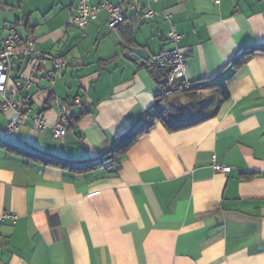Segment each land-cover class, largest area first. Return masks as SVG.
I'll use <instances>...</instances> for the list:
<instances>
[{
    "label": "crops",
    "instance_id": "1",
    "mask_svg": "<svg viewBox=\"0 0 264 264\" xmlns=\"http://www.w3.org/2000/svg\"><path fill=\"white\" fill-rule=\"evenodd\" d=\"M104 2L124 10L116 29L105 11L88 26L70 25L78 0H0V48L13 29L22 38L7 96L49 124L28 122L6 137L16 111H4L0 95V141L75 163L104 160L75 173L0 145V214L18 217L0 227V264H264V0L90 4ZM148 6L159 13L152 20ZM172 26L187 77L224 83L229 97L201 92L215 98L212 118L174 132L156 121L115 162L119 138L143 127L163 89L148 63L124 58V46L153 57L172 48ZM29 39L44 54L35 72L22 54ZM244 51L254 53L236 66ZM58 57L68 65L61 72ZM75 99L88 112L56 140L53 105ZM214 161L231 172H216Z\"/></svg>",
    "mask_w": 264,
    "mask_h": 264
},
{
    "label": "built area",
    "instance_id": "2",
    "mask_svg": "<svg viewBox=\"0 0 264 264\" xmlns=\"http://www.w3.org/2000/svg\"><path fill=\"white\" fill-rule=\"evenodd\" d=\"M155 1L157 0H148V3L150 4ZM90 2L91 0H78L76 13L70 18V25L76 27L88 26L90 23L97 20L103 11L108 13V26L111 29H116L124 21L125 13L120 5L104 2L97 6H91ZM213 2L215 4H219L221 0H213ZM133 3L134 0H125L124 5L127 9H131L133 7ZM157 15H159V13L151 6H148L144 17L147 20H152ZM164 18L166 20H170V16L168 15H165ZM168 39L172 44V48L169 50H164L161 53L151 57L147 63L150 66L168 69L170 71L167 85L164 88V94L170 96L177 92L183 91V89H189L192 86V82L187 77L186 54L183 53L179 47L182 36L178 33L175 26L171 27V30L168 34ZM21 42L22 38L20 34L15 29H13L10 35L3 41L0 48V95L3 98L2 108L4 111L10 109H14L16 111V117L8 122L4 130V135L12 138L18 136L21 126L27 124L28 122H33L34 125H36L37 128L41 130H45L49 126L42 114L31 115L30 109L18 107L16 101L13 98L7 96V85L9 82L11 60L16 55L17 49ZM21 48L23 56L31 55L30 63L32 70L34 72L37 71L42 59H44V54L38 50L36 40H27ZM67 66V62L64 58L58 57L55 59L56 72L63 71L67 68ZM29 84L26 86L28 87ZM17 86L20 87L21 84L18 83ZM53 108L59 111V121L52 128V134L54 139L62 140L66 136L68 123L71 116L74 114V108H80L81 111H85L86 108L82 105L80 99H75L72 104L70 102H65L63 104L56 102L54 103ZM213 167L216 172L222 174H228L232 170L231 167L221 165L216 161H214ZM17 220L18 217L14 214L2 213L0 214V227L7 222L16 224Z\"/></svg>",
    "mask_w": 264,
    "mask_h": 264
},
{
    "label": "trees",
    "instance_id": "3",
    "mask_svg": "<svg viewBox=\"0 0 264 264\" xmlns=\"http://www.w3.org/2000/svg\"><path fill=\"white\" fill-rule=\"evenodd\" d=\"M123 23V22H122ZM121 23V24H122ZM120 24V25H121ZM119 25V26H120ZM245 52V51H244ZM254 53L253 51H246L245 53L240 54L235 58L236 66L243 65L246 61V57H250ZM153 68L154 76L158 82L163 85L162 91L158 94V101L156 102L155 106L151 111L147 113V117L145 118V122L143 123V127L138 130H130L126 132L122 137L119 138L117 145L111 151L112 159L117 162V156L124 153L128 148H130L137 140L138 134L140 132H146L152 129L155 125L156 121H159L162 125L166 127L169 131H179L181 129H186L192 127L194 125L200 124L214 116L215 113L210 112V106L214 104L215 98L211 99H203L201 98V92L205 90H215V94H219L218 96L221 101L228 99V89L224 83H220L217 86H214V83L211 82H197L192 81V86L189 89H183L181 92H177L173 95H165L164 88L167 85L170 71L168 69H162L155 66H150ZM172 96V97H171ZM216 97V96H215ZM181 99H187L189 102L187 105L181 104ZM164 103V105H162ZM88 112L86 109L85 111H81L79 113H74L71 116L68 128L74 119L85 115ZM68 130V129H67ZM6 136V135H5ZM8 138L14 139L17 138L9 137ZM0 145L6 147L8 150L16 152L18 154H22L28 158L41 160L45 164H52L60 166L64 169H68L75 173H85L89 172L93 169L100 167L104 164V160L98 161H84V162H71L67 160H63L58 157H50L46 155H41L33 151H28L23 149L16 144L10 143L8 141H0Z\"/></svg>",
    "mask_w": 264,
    "mask_h": 264
},
{
    "label": "water",
    "instance_id": "4",
    "mask_svg": "<svg viewBox=\"0 0 264 264\" xmlns=\"http://www.w3.org/2000/svg\"><path fill=\"white\" fill-rule=\"evenodd\" d=\"M124 58L131 62H139L141 65L147 64L151 59V55L148 51L141 47H135L131 45L124 46Z\"/></svg>",
    "mask_w": 264,
    "mask_h": 264
},
{
    "label": "rangeland",
    "instance_id": "5",
    "mask_svg": "<svg viewBox=\"0 0 264 264\" xmlns=\"http://www.w3.org/2000/svg\"><path fill=\"white\" fill-rule=\"evenodd\" d=\"M171 97H172V96H171ZM162 105H164V103H163Z\"/></svg>",
    "mask_w": 264,
    "mask_h": 264
}]
</instances>
